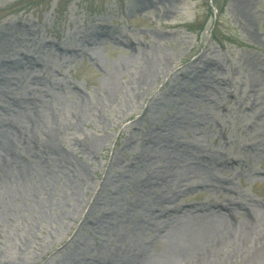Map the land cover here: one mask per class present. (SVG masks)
I'll return each mask as SVG.
<instances>
[{
	"label": "rangeland",
	"instance_id": "rangeland-1",
	"mask_svg": "<svg viewBox=\"0 0 264 264\" xmlns=\"http://www.w3.org/2000/svg\"><path fill=\"white\" fill-rule=\"evenodd\" d=\"M12 138L32 174L2 181L0 264H187L204 244L182 256L179 230L226 199L219 261L250 264L264 0H0V156Z\"/></svg>",
	"mask_w": 264,
	"mask_h": 264
},
{
	"label": "bare ground",
	"instance_id": "bare-ground-1",
	"mask_svg": "<svg viewBox=\"0 0 264 264\" xmlns=\"http://www.w3.org/2000/svg\"><path fill=\"white\" fill-rule=\"evenodd\" d=\"M27 67L32 68V63L26 62ZM35 67V66H34ZM10 102L14 103V105L18 106V103L15 102L13 99L9 100ZM16 129L15 127H12ZM17 130V129H16ZM18 132V131H17ZM21 139V136H19ZM20 140H16L14 138L9 139L7 142V151L4 156H0V171L3 172L2 179L0 180V198L4 199L7 196L6 192H3L4 185L2 181H4L5 176H8V173L12 171L11 169L17 170V175L15 177L19 180V183L22 182V187L26 184L28 178L32 174V169L24 166L20 160L22 155L16 152L17 143ZM33 141H27L28 147L32 145ZM32 149V148H31ZM29 151V148H27ZM32 151V150H31ZM27 151H25L26 153ZM47 160L52 157V162L55 164L54 169H61L60 166H64L67 164V157L64 154L56 153L51 146L47 147ZM45 153V154H46ZM52 155V156H51ZM50 159V158H49ZM42 164V163H41ZM182 187V183L179 184ZM17 188V189H20ZM24 189V188H23ZM181 192V191H180ZM18 193V192H17ZM234 202L230 199L225 200L224 206L217 205L207 209H199L202 214L196 215L193 214V218L189 219V224L179 230V239L175 241V248L179 250L182 256L189 257V252L192 248H194L197 244H204L198 253V257L192 261L188 262L187 264H224L223 260L219 261L220 256L223 254V250L227 248L231 243H233V233L228 228L223 229L224 221L227 223L230 222L229 219L234 217ZM220 208L219 211L216 209ZM181 210V209H180ZM176 209H170L166 212L168 214H177ZM205 211V212H204ZM183 214L184 211H179ZM196 212V211H195ZM191 213V211H190ZM246 214V213H245ZM247 225L245 227L246 234L251 233V226L253 225L252 219L250 217V213L247 212ZM2 216L0 214V220ZM217 218V219H216ZM177 239V236L176 238ZM245 239V238H244ZM246 240V239H245ZM264 259V246L260 248L258 253L253 254L250 258V264H260L261 261ZM219 261V262H218Z\"/></svg>",
	"mask_w": 264,
	"mask_h": 264
}]
</instances>
